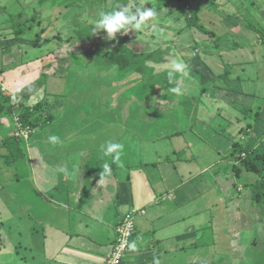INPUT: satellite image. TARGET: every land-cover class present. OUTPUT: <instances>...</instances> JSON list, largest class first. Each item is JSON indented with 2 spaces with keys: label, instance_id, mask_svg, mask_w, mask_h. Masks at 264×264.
Wrapping results in <instances>:
<instances>
[{
  "label": "crops",
  "instance_id": "1",
  "mask_svg": "<svg viewBox=\"0 0 264 264\" xmlns=\"http://www.w3.org/2000/svg\"><path fill=\"white\" fill-rule=\"evenodd\" d=\"M148 1L154 4L158 2L159 7L166 6L164 4L170 2L171 6L168 9L175 13V10L180 9L178 3H182V9H185L186 5L187 9L191 8L185 0ZM209 3L211 2L207 4ZM223 3L227 4L228 11L223 13L215 9L214 12H220L221 15L213 13L212 22L226 32L241 30L245 32L247 29L240 26L238 19L237 22L225 23L222 26L219 22L222 21V14L237 13L243 20L240 21L245 22L251 29V33L246 36V33L244 35V32L242 34L238 32L239 37L238 34L233 36L238 37L240 44L249 45L245 46L248 52L241 49L242 53L234 57L231 62H223L215 66L206 62V54L201 58L198 41L192 42L188 38L189 35L184 36L181 38V44L183 42L186 47H192L190 49L192 56L189 59L181 56L180 58L188 65L189 77H182L177 73L173 82L170 83L166 78L164 84L153 83L154 85L151 86L152 90H155L153 95L157 87L163 90L152 97V100L154 98L157 100L153 103L154 107L168 112L175 108L186 109L185 102L189 101L191 90H186L185 86L193 81L190 80V76L197 77L199 86L205 87L202 94L209 93V102L220 104L221 111L214 110L213 106H205L204 100L201 99L202 102L190 109V115L187 114V120H191L188 126L191 127L192 122L195 121L197 125L203 126L200 131L191 130L186 133L181 124L173 127L168 124L166 129L161 125L160 130L155 128L158 132L153 136L154 128L148 126L146 134H137L136 130L134 135L124 138L120 137L121 131L117 126L115 130L117 135L104 134L102 136L105 141H100L96 144L97 147L90 148H84L83 145H87V142L105 132L107 125L99 123L94 127L91 123L89 127L80 128V131L76 129L77 136L69 130L71 125L58 126L56 109H63L66 105L75 108L74 102L77 105L79 101L76 100L82 94L77 97L72 90L74 93L71 100L74 101L67 102L64 90L67 84L65 80L69 74L66 72L62 76L60 73L66 70L65 67H61L59 72L63 81L54 73L51 75L48 70H45L47 75L43 76L45 65L52 66V61L58 55L56 51L59 40L53 38L57 34L55 31L50 33V28L56 29V26L50 23L54 17L46 16L37 21L32 20L34 16L31 20L26 19L25 22L38 24L35 30L31 26L17 25L0 13L1 90L11 97L15 94L17 99L22 98V101L18 99V103H13L12 99L0 102V125L7 124L4 118L10 115L14 118L18 111L16 107L20 104L32 106L37 103L41 109L44 108L45 111L53 114L52 120H46L47 124L44 126L47 127L37 130L48 133L47 135L25 137L22 131L29 128H25L17 116L18 129L15 127L14 130H10L11 133L7 138L0 140V148L5 149V156L9 155L6 161L13 164L16 161L14 156L2 145L5 140H8V137L15 139L13 135L22 140L28 138V141L34 137L30 146L23 142L28 147L27 157L32 172L30 176L32 183L40 191V197L46 199L45 202H37L35 206L40 212L36 215L37 218L44 216L41 222L39 219L36 220L37 223L39 222L38 226L43 224L39 227V239L42 241L39 245V250H42L41 260L37 262L36 254L29 257L20 254V258L28 263L31 259V264L45 262L46 264H105L112 255L119 221L131 210L138 211L134 215L132 236L136 247L131 248L122 258L121 264H236L244 259L250 247L258 249L262 247L257 240L259 236L262 240L264 238V205L258 206L253 191L259 181V175L237 163L239 158L237 144H241L247 152L256 149L264 152V115L260 113V105L256 107V104H264V87H262L264 73L260 76L264 67L243 68L249 60L251 61L247 64L264 62V53H255L260 47L250 45L251 42L259 41L264 44V39L253 38L252 34L253 27L264 25V0L259 8L256 4L248 5L243 0H215V3L209 5L216 8ZM201 4L205 5V2ZM56 6L60 7V4ZM41 9L43 10L42 7ZM206 9L205 6L204 10ZM0 11L4 12V8L2 7ZM193 11L199 14L198 10L192 8L185 14H191ZM6 14L13 16L10 13ZM165 14H168V10ZM195 20L203 23L202 33L206 31L205 34L210 36L204 18L198 15ZM259 30L262 32L264 27ZM41 31L43 33L37 38V34ZM241 37L243 39L239 40ZM244 39L249 41L243 42ZM203 43V47H211L206 41ZM36 48L38 50H35ZM239 67L243 69L241 73ZM221 68L224 69V73L219 70ZM233 75H236L234 85L227 81V78L231 79ZM51 76L56 78H51L49 84L48 80ZM26 77L32 78L27 81ZM184 80L187 81L186 84ZM177 84L185 85L182 95L184 106L181 105L180 96L177 97L170 91V88ZM21 85H23L22 90L17 92V88ZM47 86L50 89L61 86L63 89L59 91L51 89L52 91L47 92ZM194 86L197 88L196 84ZM208 86L215 88L209 91L206 90ZM47 95L53 98L52 101L46 99ZM84 95H86L85 102L81 104H87L85 108L88 110L98 104H93L92 96L87 92ZM157 96L160 98H156ZM203 106L206 108L203 109ZM207 108L212 109V115H199L201 111L205 113L204 110ZM175 115L177 118L181 117L180 113ZM100 116L98 112L95 117ZM43 120L45 122V119ZM123 123L122 121L120 124L124 125ZM21 127L24 129L22 130ZM50 135L59 137L60 142L50 143L48 140ZM70 137L81 145V153L70 151L68 144L73 142ZM19 139L18 141H21ZM154 141L156 143L152 144ZM109 142H119L124 145L121 155L124 167L112 164V174L99 181L103 171L102 164L105 160L111 161L110 157L101 158V149ZM63 145H65V153L60 154ZM130 145L134 146V149L136 147L143 149L139 153L135 152L139 156H134L132 159V161L136 159L135 162L133 161L135 167L125 164L124 161L127 149L131 152ZM150 147L155 152V157L143 153ZM69 153L73 154L68 157ZM235 165L239 167L237 172L234 171ZM61 168L66 169L67 174L59 171ZM241 176L246 177L244 182ZM59 180H66L69 183L64 202H58V198L53 195L48 197L45 195L51 192L50 189L55 190L53 184L58 183ZM43 209L50 214L55 212L60 214L58 221L72 223L66 228L54 220L50 221L46 218L47 215L43 214L45 212L42 211ZM18 215L19 213L6 204L0 205V242L3 246L0 248L1 254L14 255L20 253L18 248L27 249L19 239L12 237V231L15 229L9 226L12 222L19 223L13 220V217L16 218ZM72 215L75 217L74 220L66 219ZM7 226L9 233L4 231Z\"/></svg>",
  "mask_w": 264,
  "mask_h": 264
},
{
  "label": "rangeland",
  "instance_id": "2",
  "mask_svg": "<svg viewBox=\"0 0 264 264\" xmlns=\"http://www.w3.org/2000/svg\"><path fill=\"white\" fill-rule=\"evenodd\" d=\"M47 1V0H45ZM40 2L39 0H0V9L3 7L4 12L0 11V13H3L6 15L9 20H13L16 22L17 25L32 27L35 30L38 28V24L36 22H25V20H31V17L34 16V19L32 20H39L43 19L46 16L49 18H53L50 20V23L52 26H56V29L50 28V33L55 31V35L53 38L59 40L58 44V50L56 51L58 53L57 58L53 60L52 66L46 67L45 70H48L51 75L54 73V75H57L56 77L61 78L63 81V76L66 72L69 74V77H66L67 82L64 92V96H66L67 102L71 103L74 101L71 100L73 96V91H75L74 94H76L77 97L82 96L76 100L78 104L75 103V108H72L70 106L64 107L63 109H56L55 114L57 115L58 126H63L64 124L71 125L70 129L73 131L77 136V131H80V128H85L86 126L92 125L95 127L99 123H103L107 125V131L101 133L99 136H96L89 142H87V145H83L84 148H90V147H97L96 144L98 142L105 141L104 137L102 135L107 134L108 136L111 135H117L115 133V130L118 129L121 131L119 132L120 137L129 138V136L134 135V131L137 130L138 133H147L146 127L151 126L154 128V131H152V136L156 132L155 128L157 130H160V125L163 127V129H166L165 127H168V124H170V127H173L177 124L182 125V129L187 133L192 131H200L201 128H203L202 125H197L195 121L192 122V126H188L189 121L187 120V114L190 113V109L194 107L195 105L202 102L201 99H203V103L205 102V106L214 107V110L220 112V104L211 103L209 102V93L200 94L202 86H199L197 83L198 79L197 77L190 76V80H193L189 85H182L185 86V89H190L191 94L189 96V101L186 103V109H172L171 111H164L159 109L158 107H154L153 103L157 100H152V97H155V95H158L159 93L163 92L161 87H157L155 94L153 95L155 90H152L150 85L148 84L146 87L138 85L133 88V84L135 82L134 79L139 78L138 73L134 74H121V70L119 69H113L109 68L106 65H103L104 62L101 60L99 50L98 49H105L104 45H101L102 40L105 38V34L102 32H94V29L96 27L99 14L101 12H105L106 10L110 11L111 7L114 5L115 0H53V2H50V4H46ZM74 1L77 3L74 4ZM155 1V0H154ZM188 2L189 6H191L192 9L198 10V13H195L193 11L191 14H185L186 11H189L190 9H187V5L185 6V9H182V3H178V6L180 9L175 10V12H170L171 10L168 9L169 6H171L169 3H162L166 6L159 7V3L157 2L154 4L153 2H149L148 0H131L130 4L127 6L129 8H132L134 10L136 4L137 6L141 7H148V8H155L157 10V16L155 19H151L146 22L145 26L139 31L136 32V30H133L131 32V41L135 43V49L139 51L140 53H146V52H152L151 49H155V46L159 45L158 48L155 50V53L152 52V58H150L149 61H142L145 63L147 67L151 66L152 69L156 72L157 75V84L160 81L161 76L163 75L164 71L168 72L169 68V62L176 57H185V58H191L192 53L190 49L192 47H186L185 43L182 42L181 44V38L184 36H188L189 40L192 42L198 41L199 50H201V58L204 57V54H206V62L219 64V63H225V62H231V60L234 57H238L243 50L248 52L244 45L240 44V41H238L239 33H243L244 31H228L219 29L218 25L215 24V22H212V15L218 14L221 15L220 12L215 13L214 10L227 12L228 8H226L225 3L222 5L217 6L216 8L209 5L213 2L207 4L205 0H185ZM244 3L251 5L254 3L257 5V8L260 7L263 0H243ZM165 2V1H164ZM202 2H205V5L201 4ZM54 3V5H52ZM60 4V7H57L56 5ZM48 5V6H47ZM198 5L200 8H198ZM206 6V10H204V7ZM43 8V10L41 9ZM161 8V9H159ZM168 10V14L166 15V11ZM183 10V11H182ZM15 11H18L17 13ZM170 12V13H169ZM201 12V13H200ZM210 12V13H208ZM6 13L13 14V16H9ZM202 16L204 18V22L206 26L210 30L208 36L206 31L202 33L201 25L203 23L196 21L195 17L198 15ZM190 16H193L192 18ZM222 21H219L221 26L225 23H231V22H240V26L243 29H247V31L244 32V35L248 36L249 33H251V29L247 27L245 22H242L243 20L240 19L239 15L237 13H232V15H226L222 14ZM193 19V22H192ZM198 20V19H197ZM242 20V21H240ZM189 21L190 23H188ZM44 22L46 23L47 20L45 19ZM190 25V26H189ZM43 27V25H42ZM263 26H256V28H261ZM156 29V30H154ZM224 29V28H223ZM249 29V30H248ZM264 33V30H262ZM246 33V34H245ZM234 34H238V37H234ZM253 38L260 39L257 36V32H252ZM59 35H61V38L59 39ZM171 38L170 41H165ZM69 40H66L68 39ZM243 39L242 37L239 39ZM206 41V44H208L211 47H203V42ZM248 42L249 40H245L243 42ZM106 48L109 46H117L118 43L121 42V37H115V39H108L107 37L104 40ZM174 42V43H173ZM197 44V42L195 43ZM237 45V46H236ZM250 45H256L259 46V51L255 52L256 54H262L264 53V44H261V42H251ZM149 46V49H148ZM192 46V45H191ZM195 46V45H194ZM162 47V48H161ZM181 48H188L187 50L181 49ZM148 49V50H147ZM205 52H204V50ZM243 49V50H241ZM35 50H38L36 48ZM163 52V53H162ZM111 51H109L108 56H110ZM164 56V57H163ZM213 56V58H212ZM104 59H107V55L103 54ZM135 59V58H134ZM137 59V58H136ZM140 57L138 58V60ZM250 57L248 56V60ZM70 60V61H68ZM184 60V59H183ZM157 61V62H156ZM251 61V60H249ZM248 61V62H249ZM247 62V63H248ZM245 64L243 68L250 66H263L264 62L258 61V63H249ZM261 63V64H260ZM234 63H232L233 65ZM61 67H65L66 70H63L60 72ZM220 71H223L224 69H219ZM243 69L239 67V73L242 72ZM232 72V70H230ZM40 72V71H38ZM60 72V73H59ZM264 73V70L260 73V76ZM40 73H38L39 76ZM128 75H132L129 80H127L125 77ZM236 75H233L231 79L227 78V81L232 83L234 85V77ZM55 76H51L48 80L50 84V79L54 78ZM55 77V78H56ZM255 77V76H254ZM252 77V78H254ZM32 77H26L27 81ZM52 80V79H51ZM32 81V80H31ZM161 82V81H160ZM186 80H184V84H186ZM199 82V81H198ZM238 82V81H237ZM162 84V83H161ZM161 84L159 86H161ZM197 85V88L194 85ZM211 84V83H209ZM30 85V84H29ZM47 85V84H45ZM173 87V86H172ZM264 87V85H262ZM47 92L52 90H62L63 88L61 86H54L53 88H49L47 86ZM60 88V89H59ZM215 88V87H213ZM211 87H206V90L212 91L214 90ZM26 90V88H25ZM24 90V91H25ZM51 90V91H52ZM133 90V93H132ZM62 92V91H61ZM87 92L89 96H92L93 104H96L93 108H85L87 104H81L85 102V96L84 93ZM178 97V96H177ZM156 98H160L157 96ZM46 99L48 101H52V97L47 95ZM179 100L181 101V105L184 106L182 103L183 97L180 96ZM91 101V102H92ZM90 104V103H89ZM260 105V113L262 116L264 115V104H256V107L258 108ZM206 107L203 106V109ZM212 109L207 108L204 112H200L199 115L209 116L213 113L211 112ZM49 112V111H48ZM100 113L101 116L95 117L97 113ZM159 114L156 116L155 114ZM181 114L180 118H177L175 114ZM19 114V111H17L16 115L13 116L10 115L9 117L4 118L5 121H7V124L0 125V140H4L7 138V135L11 133L12 130L15 129V127L18 129V120L17 116ZM190 115V114H189ZM3 121V119L1 118ZM3 121V122H5ZM124 122V125H121V122ZM128 121V123L126 122ZM248 121V120H247ZM53 126V125H51ZM93 126L91 128L93 129ZM23 130L24 128L21 127ZM162 129V128H161ZM11 130V131H10ZM27 131L24 132V136L26 137L28 135V129H25ZM15 132V131H13ZM158 132V131H157ZM156 132V133H157ZM16 133V132H15ZM48 133H41V131H36L34 134L37 136L47 135ZM75 136V137H76ZM34 137L31 139L33 140ZM41 138V137H40ZM72 138V137H70ZM39 138H37L38 140ZM154 139V138H153ZM18 143V146H20L21 151L23 152V156H20L19 159L15 161L13 164H9L5 159V149L0 148V202L1 204L8 206L10 209L16 211L19 213V215L14 218L13 220L19 221V223L12 222L9 224V226L15 230L12 231V237L19 239L21 243L25 246H27V249H19V254H1L0 251V264H31V259H29V263L27 261H24V259L20 258V254L24 255L26 257H29L31 255L36 254V260L39 262L41 260L42 250H39V245L41 244V240L39 239V233L40 228L43 224H40L38 226L39 222H41V219L44 218L43 215L40 216V218H37L38 210H36V204L37 202H45L46 199L41 196L40 191L36 189V187L32 183V178L30 177L32 175L31 170L29 169V159L27 157V150L28 147L24 145V142L30 146L32 143L31 140L28 141V138H24L23 140ZM69 142L68 146H70V151H75L77 153L82 152V147L79 143L75 142V140L72 138ZM74 143V144H73ZM156 142L154 141L155 144ZM101 144V143H100ZM99 144V145H100ZM72 145V147H71ZM65 145L61 146V150L59 153H65L64 151ZM131 152H128L127 149L126 156L124 157L125 164L131 165V167H135L133 165L132 159L134 156L139 157L136 155V153L141 152L143 149L135 148L134 146L130 145ZM146 152H143L146 155H150L152 157H155V152L148 148L145 150ZM58 153V151L56 150ZM136 152V153H135ZM73 153H69L68 157L71 156ZM129 159V161H128ZM138 163V162H137ZM15 177V178H13ZM241 179H243V182L245 181L246 177L241 176ZM68 182L59 180L58 183L53 184L55 186V190L50 189L51 192L46 193V197L48 195H53L54 197L58 198V202H64V199L66 198V188L68 186ZM44 189L46 187L42 185ZM262 202H258V206L264 205V197L261 196ZM45 200V201H44ZM34 202V204L32 203ZM36 202V203H35ZM0 204V205H1ZM33 204V205H32ZM32 205V207L30 206ZM29 206V207H28ZM51 207V205H49ZM264 207V206H263ZM32 208V209H31ZM31 211V212H30ZM45 211L44 209L42 210ZM55 212V210H52ZM30 212V213H29ZM44 215H47L46 218L50 219V221H55L59 225H63L64 227H69L70 223L67 221L64 223L63 220H59V215L56 212L50 214L49 212H44ZM55 215V216H54ZM20 219V220H19ZM37 219H39V222L37 223ZM66 219L74 220L75 217L72 215V217H66ZM73 230V228H72ZM5 233H9L8 226L4 229ZM20 231V233L18 232ZM247 235V233H246ZM14 239V240H16ZM258 244L261 245V248L257 247H250V250L247 251V255L244 256V259L242 261L236 262V264H264V238L262 240V237L259 236V239L257 240ZM263 241V242H262ZM19 244V243H17ZM0 248H3L1 246L0 242ZM7 252V251H6ZM32 252V253H31ZM46 261V259H44ZM46 264V262L44 263Z\"/></svg>",
  "mask_w": 264,
  "mask_h": 264
},
{
  "label": "trees",
  "instance_id": "3",
  "mask_svg": "<svg viewBox=\"0 0 264 264\" xmlns=\"http://www.w3.org/2000/svg\"><path fill=\"white\" fill-rule=\"evenodd\" d=\"M40 1L44 3L45 0H40ZM130 1L131 0H115L114 5L111 7L110 11L114 10L117 5L127 6L128 4H130ZM205 1L215 3V0H205ZM50 2H53V0L45 1L46 4H50ZM76 3L77 2L74 1V4ZM133 30L134 29H130L127 33H124V34L117 33L116 37L117 38L121 37V42L118 43L117 46H113V47L109 46L107 48L105 46L107 44H105L104 42L105 38L107 37V33L105 30H101L100 32L105 34V38L102 40V43H101V45H104L105 49H98L99 54H100L101 60L104 62L103 65H106V67L108 66L110 69L111 68L119 69L122 72L121 74H124V75L138 73L140 76L139 78L133 80L135 82V84H133L134 86L133 88H135L138 85V83L136 84V82H139V85L141 86L146 87L149 84L151 87L153 83L154 84L157 83L158 74H156V72L154 71V69L151 68V66L147 67L145 63L141 62V59L142 61H149L150 58H152L151 57L152 52L155 53V50L158 48L159 45L155 46V49H151V48L149 49V46H148V49L151 50L152 52L149 51L146 53H140L139 51H137V49L134 48L135 43L130 40L132 37L131 32ZM43 31L37 34V38H39L40 34H42ZM252 32L254 33L257 32V37L261 38L262 40L264 39V33L261 32L259 28L253 27ZM60 38H61V35H59V39ZM66 40H69V38ZM44 41H49V40L44 39ZM165 41L168 42L170 40H165ZM109 51H111L110 56H108ZM103 54L107 55V59L106 58L104 59ZM193 54H195V51ZM139 57L140 59L138 60ZM176 58H180V56ZM47 65H50V64H47ZM44 75H47V74L44 72L43 76ZM131 76L132 75H128L125 78L129 80L128 78H130ZM166 78H168V72L164 71L163 75L160 78V81L162 82V84H164ZM204 89L205 87L201 88L200 93H202ZM132 93H133V90H132ZM21 99L22 98H20L19 100L22 101ZM9 100H11V96L5 94L4 91L1 90V86H0V102L9 101ZM16 108L19 111V114H18L19 121L22 123V125L25 128H29L28 136H32L36 133L37 130L47 127V126H44L47 124L46 120H52V117H53V114H50V112L45 111L44 108L41 109V106L38 105L37 103L32 106H24V104H20ZM42 119H45V122L44 120L42 121ZM13 137L15 139L8 137L9 141L5 140V142L2 145L8 148L9 151L14 156V159L17 160L20 158L23 152L21 151L20 146H18V143L20 142L18 141L19 138H16L14 135ZM237 147L239 148V151H238L239 158L237 159V163L240 166L242 165L243 167H245L246 170L256 172L259 175V181L256 183L255 187L253 188V191H254V198L256 199L257 202L260 203L262 202L261 196L264 197V152L261 149L249 150L247 152L245 148L241 146V144H237ZM6 157L8 158L9 155L7 154L5 156V159ZM237 167H238L237 165L234 166L235 172H237Z\"/></svg>",
  "mask_w": 264,
  "mask_h": 264
},
{
  "label": "clouds",
  "instance_id": "4",
  "mask_svg": "<svg viewBox=\"0 0 264 264\" xmlns=\"http://www.w3.org/2000/svg\"><path fill=\"white\" fill-rule=\"evenodd\" d=\"M157 16V10L153 7H141L136 6L134 10L128 6L117 5L112 11H105L99 14V18L94 29V32H100L105 30L108 39H115L117 33H127L130 29L139 32L146 24L147 21L155 19ZM156 30V29H154ZM179 73L182 77H189L188 65L181 58L173 59L169 62L168 68V80L173 82L176 79V74ZM23 85L17 88V92L21 91ZM170 91L177 96H182L184 94L183 86L177 84L175 87L170 88ZM13 103H18L19 100L14 94L12 97ZM48 140L52 144L59 143V137L55 135H50ZM124 149V145L119 142H109L105 147L101 149V158L110 157L111 161L105 160L102 164V173L99 181H102L104 177L110 176L112 174V164H117L119 167H124L121 161V155ZM59 171L67 174L66 169H59ZM132 249H135L136 245L133 242L129 245Z\"/></svg>",
  "mask_w": 264,
  "mask_h": 264
},
{
  "label": "built area",
  "instance_id": "5",
  "mask_svg": "<svg viewBox=\"0 0 264 264\" xmlns=\"http://www.w3.org/2000/svg\"><path fill=\"white\" fill-rule=\"evenodd\" d=\"M22 132L23 134L24 132L27 133L25 129ZM136 212L138 211L131 210L119 221L116 229L117 236L114 242L112 255H110L105 264H121L122 258L131 250L129 245L133 243L134 215Z\"/></svg>",
  "mask_w": 264,
  "mask_h": 264
}]
</instances>
